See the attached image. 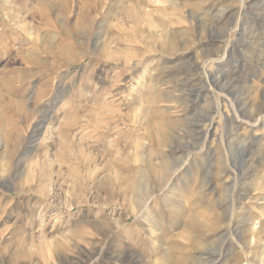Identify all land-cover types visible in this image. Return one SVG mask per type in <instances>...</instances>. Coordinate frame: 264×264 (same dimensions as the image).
I'll return each mask as SVG.
<instances>
[{
    "label": "rangeland",
    "instance_id": "rangeland-1",
    "mask_svg": "<svg viewBox=\"0 0 264 264\" xmlns=\"http://www.w3.org/2000/svg\"><path fill=\"white\" fill-rule=\"evenodd\" d=\"M0 264H264V0H0Z\"/></svg>",
    "mask_w": 264,
    "mask_h": 264
},
{
    "label": "bare ground",
    "instance_id": "bare-ground-1",
    "mask_svg": "<svg viewBox=\"0 0 264 264\" xmlns=\"http://www.w3.org/2000/svg\"><path fill=\"white\" fill-rule=\"evenodd\" d=\"M232 226V225H231ZM229 230V229H228ZM243 246V245H242ZM244 246H245V248H248L249 247V243L248 242H246V243H244ZM238 248V247H237Z\"/></svg>",
    "mask_w": 264,
    "mask_h": 264
}]
</instances>
